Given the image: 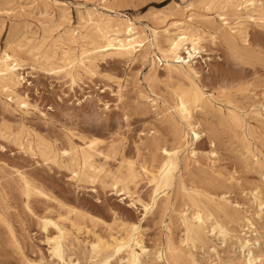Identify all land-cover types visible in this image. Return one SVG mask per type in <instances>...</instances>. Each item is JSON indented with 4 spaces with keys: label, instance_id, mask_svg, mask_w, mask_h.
I'll use <instances>...</instances> for the list:
<instances>
[{
    "label": "rangeland",
    "instance_id": "1",
    "mask_svg": "<svg viewBox=\"0 0 264 264\" xmlns=\"http://www.w3.org/2000/svg\"><path fill=\"white\" fill-rule=\"evenodd\" d=\"M55 1L66 4L74 29L88 12L130 19L142 27L154 26L155 17L159 16L165 18L163 27L181 19L176 5L184 9L193 0H0V55L19 44L23 51L30 45H40L44 39L50 42L51 36L58 38L68 25L61 24L60 6ZM203 8L201 2L196 3L197 25L201 28L206 26L202 15L216 16L214 11ZM216 20L222 33L210 28L212 33L216 31L217 41L209 45V56L194 61L198 77L169 76L164 60L160 61L162 65L157 61V76H151L148 60L129 62L108 54L100 56L90 69L76 66L79 82L71 87L65 78L53 75L48 67H40L34 61V54L40 57L41 51L50 49L47 43L33 54H21L33 66L28 67L21 86L31 106L21 108L9 101L11 96L0 95V264H26L39 256L45 257L43 264H56L39 227L41 217L48 214L63 220L77 246L75 252H80L76 256H81L84 263L89 261L85 244L93 233L107 239L119 236L127 224H138L150 249L143 264H248L249 256L247 252L245 256L240 253L235 237L245 232L239 226L242 218L251 214L258 221L260 239L254 253L255 257L261 256L253 264H264V214L257 218L258 208L252 202L256 188L262 190L264 198V120L254 113L259 110L264 115V28L248 23L246 43ZM46 27L50 29L47 31ZM231 35L236 48L226 40ZM79 45H72L76 58L81 54ZM189 79L217 99L215 106L204 104L195 111L201 124L200 141L195 140L174 111L173 90L187 88ZM217 105L225 112L236 109L242 122H231L217 110ZM184 139L189 144L187 151L179 148ZM92 141L97 143L92 161L100 177L91 184L89 180H78L71 170L88 173L81 166L80 154ZM156 142L178 155L179 170L169 201H158L154 210L146 213L140 205H133L123 191L114 190L112 184L114 179L123 180L131 192L148 197L150 180L141 175L136 182L129 179V164L137 172L143 165L149 169L156 166L163 155L154 146ZM192 149L197 152L196 157L190 154ZM42 152L47 156L40 155ZM184 160L187 163H182ZM27 181L42 193L28 189ZM224 195L231 206L227 215L219 211L216 217L230 230L226 244L210 236L192 248L186 240V215L197 205L210 206L209 199L220 203ZM80 227L89 228V232L79 233ZM169 247L175 248V257L167 253ZM159 249L162 258L158 257Z\"/></svg>",
    "mask_w": 264,
    "mask_h": 264
},
{
    "label": "bare ground",
    "instance_id": "2",
    "mask_svg": "<svg viewBox=\"0 0 264 264\" xmlns=\"http://www.w3.org/2000/svg\"><path fill=\"white\" fill-rule=\"evenodd\" d=\"M197 2H201L205 10L214 11L216 14V16L214 17L202 15L203 24L206 25L204 28H201L197 25V19L199 17V14L195 10ZM54 4L60 6L59 18L61 24L67 23L68 25L67 27H64V29L62 28L63 33L59 34L58 38L51 36L49 37L50 42L47 43V40L44 39V41H42L40 45H30L23 51V45L19 44L18 46H16L17 48H8L7 51H4L0 55V95L11 96V98L8 97L9 101L15 102L21 108L28 109L32 104L29 103L27 95H24L25 93H23V87L21 86L23 84V81H25V74L29 73L27 71V69H29L28 67L33 68V66H31L30 63H28L22 57V55L23 53L33 54V51L39 50L40 48H42L40 46H44L46 45V43L50 49L47 51H41L40 57H37V55L34 54L33 56H36L34 61L37 62L40 67H48L47 69L50 73L60 78H65L67 82L70 83L71 87H75L79 82L78 75L74 71L76 66H78V68H81L82 70L90 69L91 67H93V64L100 56H105L108 54H115L123 60H127L129 62H135L138 58L148 60L152 66L150 72L151 76H157V61L162 65L163 63H161L160 61L164 60V69L169 76L186 77L188 76V74H193L195 77H198L199 72L197 71L194 61L197 58L209 56V45L216 43V31L220 30V26L217 25V18L220 20V24L223 27L229 28L231 30V33L238 34L246 43H249V34L246 28V25L248 23H258L261 28H264V0H193L187 6H185L184 9L181 8V5H176L181 10V19L172 23L170 22V24L163 27L161 26V24H164L165 18H160L155 14H153L156 16L154 20L155 25L152 27H150L149 25L146 27H142L141 25H137L130 19L114 18L110 17L109 15H105V13L102 14L96 12H88L86 14V17H82V21L74 29H72L71 18L69 17L67 9L65 8L66 4L58 1H55ZM210 28H214L215 30H217L212 33L210 31ZM45 29L48 31L50 28L46 27ZM76 30H78V32H76ZM226 40L233 44V47L236 48V46L234 45L235 43L232 42V35L231 37H227ZM76 43H80L79 46L81 48V54L79 58H76V56L74 55L75 49L72 48V45L75 46ZM233 51H235V49ZM254 60H256V58ZM252 62H254L253 59ZM189 80L190 83L187 88L177 87L173 90L175 94L174 99H176L174 111L180 122L192 132L195 140L200 141L202 130H200L201 124L195 118V111L197 110V108H200L204 104H211L215 106V102H217V99L212 95H207L204 92L205 90L203 91L202 87L197 82H195V80ZM262 107L264 106L262 105ZM217 110L222 115L229 117L232 120L231 122L234 121L238 125L242 122L241 115L236 109L228 108L225 112V110L220 105L218 106ZM254 113L260 118V120H264V115L259 110H256ZM253 133L254 132H252V134ZM246 139L248 140V137ZM96 146L97 143L92 141L87 145L86 148L81 149V166L88 171L87 174L81 173L74 169L71 170L74 176L82 182L84 180H89L90 183H94L100 177V172L96 170V167L92 161V156L94 151L96 150ZM154 146L157 147V150L159 149L163 154L162 159L156 166H152V168L149 169L146 165H143L141 166L140 172H137L133 168V165L129 164V179H131L133 182H136L141 175L150 180L151 187L148 197L142 196L141 194H139V192H131L128 186L123 183V180L121 181L118 179H114V182L112 184L114 190L116 189L123 191L125 195L129 196L132 199L133 205H140L146 213L152 212L157 206L158 201H169V192L172 188L175 174L179 170V158L178 155L172 151V149H169L164 145L161 146L157 142ZM188 146L189 144L187 143L186 139H184L179 148L184 147L183 151H187ZM75 148H77V146ZM248 151L250 152V154H252V150ZM189 152L193 157L197 156V152L195 150L192 149ZM48 153L49 151L47 152V154ZM53 154H55V152ZM40 155L47 156L44 152H42ZM259 161L260 160H258L257 158L256 163L259 164ZM183 162H185V160L182 161V163ZM54 164L57 163H55L54 161ZM8 176L10 179V175ZM262 183H264V175H262ZM26 186L30 190L42 193L39 188L32 185L28 181L26 182ZM13 191H15V188ZM195 193L197 196H200L199 191H196ZM252 200L253 204H255L258 208L256 217L261 218V216L264 214V198L263 192L260 188L254 189V192H252ZM209 202H211L210 206L197 205V207L191 213L186 215L187 221L184 224L187 238L186 240L192 248H195L198 244L203 243L210 236L221 240L222 244H226L227 239L229 238V228L218 220L216 214L220 211L227 215L228 209L231 206V202L226 198L225 195L222 197V201L220 203L215 202L214 199H209ZM236 206L238 205L236 204ZM6 207L7 206H5L4 208L6 209ZM241 223L242 224L239 227H241V231L245 232H243L239 236H236L235 239L239 243V247L241 249L240 253L244 254L245 256L247 252V256H249V259L246 262L248 264H253V262L257 259H261V256L255 257L254 253V249H257V246H259L260 244V239L257 237V234L259 233L257 230L258 221L255 219V217L249 214L242 218ZM39 224V227H41V230L44 233L49 256L51 257V260H53L56 264H114V261L118 264H143V258L148 256L150 253V249L146 246V244L144 243L145 241L143 240L144 238L141 236L140 226L136 223H133L125 225L122 229V233L119 236H111L110 238L106 239L93 233L92 239L90 241L86 240L87 243L85 244V248L88 251L89 261L88 263H84L80 258L81 256H76L77 253L75 251L77 246L74 244V240L72 241L70 233L67 231V228L65 227L62 219H57L54 215L48 214L41 217ZM86 229L89 228L80 227L78 229V232L81 233ZM251 234H255V237L252 238ZM81 245L82 244L79 245L80 248ZM174 249L172 247L168 248L167 253L172 257H175L173 252ZM82 251L83 250H81V252ZM158 251V257L162 258L163 253L160 252V249ZM190 257L193 258V255L190 254ZM36 258L37 259L27 260L26 264H43V262L45 261L44 256H39ZM239 261L241 262L242 260L239 259Z\"/></svg>",
    "mask_w": 264,
    "mask_h": 264
}]
</instances>
